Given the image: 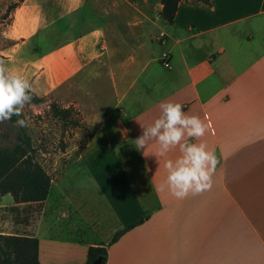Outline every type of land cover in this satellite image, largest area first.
<instances>
[{
  "label": "crops",
  "instance_id": "1",
  "mask_svg": "<svg viewBox=\"0 0 264 264\" xmlns=\"http://www.w3.org/2000/svg\"><path fill=\"white\" fill-rule=\"evenodd\" d=\"M160 9V0L14 9L12 72L75 107L87 132L23 232L37 238L40 264H84L95 244L104 264H264V0H179L171 21ZM161 102L210 126L188 141L218 158L210 190L182 200L157 192L179 149L158 164V145L137 151L134 140Z\"/></svg>",
  "mask_w": 264,
  "mask_h": 264
},
{
  "label": "clouds",
  "instance_id": "2",
  "mask_svg": "<svg viewBox=\"0 0 264 264\" xmlns=\"http://www.w3.org/2000/svg\"><path fill=\"white\" fill-rule=\"evenodd\" d=\"M31 92V83L10 71L0 60V123L11 120L13 116L20 117L25 106L33 100ZM159 109L160 115L152 124H140L142 133L134 140L137 151H146L149 142L154 141L158 148L151 155L156 157L158 164L171 150L179 149L180 155L175 161H164L167 176L157 186V192L167 190L173 197L182 200L190 194L198 195L210 190L218 158L214 151L207 150L206 143L188 142L200 140L210 126L198 116L186 114L180 103L161 102ZM16 124L27 126L25 119H18Z\"/></svg>",
  "mask_w": 264,
  "mask_h": 264
},
{
  "label": "rangeland",
  "instance_id": "3",
  "mask_svg": "<svg viewBox=\"0 0 264 264\" xmlns=\"http://www.w3.org/2000/svg\"><path fill=\"white\" fill-rule=\"evenodd\" d=\"M19 2L20 0H0V60L5 62L10 71H12V59L9 58V54L13 52L11 45L16 38L8 35L7 31L12 23L14 9ZM61 22L58 21V25ZM67 23L66 21L63 25L66 26ZM53 29H55L54 36L59 28ZM59 36L60 34L55 35L54 41H61L62 36ZM37 96H41L42 99L38 101L33 99L25 106L20 117L13 116L11 120L0 123V146H11L20 141L22 132H25L33 146L35 159L54 181L62 170L74 162L87 132L79 120V112L75 107L73 108L76 114L74 113L73 116L79 120L78 126L62 123L51 116L47 103L51 100L60 103L56 97L49 93L37 94ZM18 119H25L27 126H18L16 124ZM41 205L42 203L34 201L14 202L13 200L5 204L1 203L0 197V233L23 234L34 218L36 213L34 210H39Z\"/></svg>",
  "mask_w": 264,
  "mask_h": 264
},
{
  "label": "trees",
  "instance_id": "4",
  "mask_svg": "<svg viewBox=\"0 0 264 264\" xmlns=\"http://www.w3.org/2000/svg\"><path fill=\"white\" fill-rule=\"evenodd\" d=\"M179 0H160L161 16L171 21ZM197 1V0H194ZM209 2V0H200ZM34 100L42 99L32 91ZM52 117L72 126H78L79 120L71 105L51 100L47 103ZM33 146L25 132L20 141L11 146H0V195L9 193L14 202L34 201L41 203L46 197L50 175L35 159ZM124 230L118 229L112 235L113 241ZM38 240L34 236L18 233H0V264H40L37 258ZM99 257V264H104L106 248L103 244L88 245L85 263Z\"/></svg>",
  "mask_w": 264,
  "mask_h": 264
},
{
  "label": "built area",
  "instance_id": "5",
  "mask_svg": "<svg viewBox=\"0 0 264 264\" xmlns=\"http://www.w3.org/2000/svg\"><path fill=\"white\" fill-rule=\"evenodd\" d=\"M168 58H169L168 52L166 50H162L159 54L160 63L164 66H168L169 65Z\"/></svg>",
  "mask_w": 264,
  "mask_h": 264
},
{
  "label": "water",
  "instance_id": "6",
  "mask_svg": "<svg viewBox=\"0 0 264 264\" xmlns=\"http://www.w3.org/2000/svg\"><path fill=\"white\" fill-rule=\"evenodd\" d=\"M88 264H99V257L94 260H91Z\"/></svg>",
  "mask_w": 264,
  "mask_h": 264
}]
</instances>
